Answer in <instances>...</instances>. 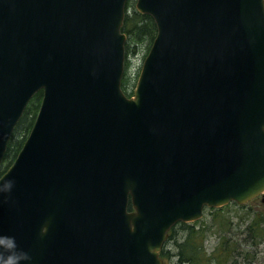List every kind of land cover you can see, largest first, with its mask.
I'll use <instances>...</instances> for the list:
<instances>
[{
    "label": "water",
    "instance_id": "1",
    "mask_svg": "<svg viewBox=\"0 0 264 264\" xmlns=\"http://www.w3.org/2000/svg\"><path fill=\"white\" fill-rule=\"evenodd\" d=\"M126 3L0 0V168L43 90L0 176L20 264H166L175 223L264 191V0H136L157 34L131 97Z\"/></svg>",
    "mask_w": 264,
    "mask_h": 264
},
{
    "label": "trees",
    "instance_id": "2",
    "mask_svg": "<svg viewBox=\"0 0 264 264\" xmlns=\"http://www.w3.org/2000/svg\"><path fill=\"white\" fill-rule=\"evenodd\" d=\"M127 4L122 31L127 34L125 44L126 63L122 79V88L130 94L126 78L128 57L138 46L145 45L149 50L156 34L157 26L148 13L139 12L134 4ZM43 92L39 90L27 105L22 117L15 126L9 140L3 163L2 174L15 160L22 148L36 118ZM234 209L241 214L235 221L230 214ZM212 217L201 218L194 222H177L170 230L168 239L161 250V256L167 264H253L260 255L259 246L264 242V212L250 208V203L232 202L219 208H210ZM218 240L208 248L207 241L211 233Z\"/></svg>",
    "mask_w": 264,
    "mask_h": 264
},
{
    "label": "rangeland",
    "instance_id": "3",
    "mask_svg": "<svg viewBox=\"0 0 264 264\" xmlns=\"http://www.w3.org/2000/svg\"><path fill=\"white\" fill-rule=\"evenodd\" d=\"M134 2H136V0H131L130 5L134 4ZM146 52H147V47L145 45H143L142 47L138 46L136 51L131 53L128 57L130 63L128 65L126 78L129 82V88L131 91L134 89V86L137 81L138 75L140 73L141 66H142ZM126 60H127V57H126ZM250 208L256 211L264 212L263 196H259L251 200ZM230 214L234 216L235 221H237L238 219H241L240 215L243 213L237 214L234 209H231ZM203 217L208 218V219L212 217V215L210 214L209 208L205 209ZM217 240H218L217 232L216 234L211 233L207 241L208 248H211L217 242ZM259 250H260V255H262V257L258 261H255L253 264H264V242L260 244Z\"/></svg>",
    "mask_w": 264,
    "mask_h": 264
},
{
    "label": "clouds",
    "instance_id": "4",
    "mask_svg": "<svg viewBox=\"0 0 264 264\" xmlns=\"http://www.w3.org/2000/svg\"><path fill=\"white\" fill-rule=\"evenodd\" d=\"M12 184V181L7 182L9 188ZM0 245H3L4 250L7 252V255H5V251H0V264H20L21 260L29 259L27 253L16 251V244L12 238H0Z\"/></svg>",
    "mask_w": 264,
    "mask_h": 264
},
{
    "label": "flooded vegetation",
    "instance_id": "5",
    "mask_svg": "<svg viewBox=\"0 0 264 264\" xmlns=\"http://www.w3.org/2000/svg\"><path fill=\"white\" fill-rule=\"evenodd\" d=\"M263 198H264V196H263Z\"/></svg>",
    "mask_w": 264,
    "mask_h": 264
}]
</instances>
